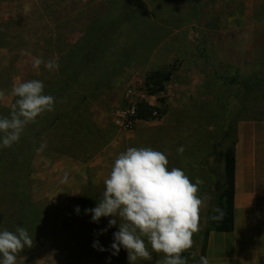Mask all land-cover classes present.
<instances>
[{
    "label": "rangeland",
    "instance_id": "rangeland-1",
    "mask_svg": "<svg viewBox=\"0 0 264 264\" xmlns=\"http://www.w3.org/2000/svg\"><path fill=\"white\" fill-rule=\"evenodd\" d=\"M244 27H254L257 44L244 63H229L221 46ZM37 57L58 70L34 69ZM28 80L42 81L55 102L18 143L0 147V231L24 227L33 239L16 264H130L123 246L118 255L111 248L119 218L92 222L85 211L129 147L165 153L169 170L203 181L201 199L212 194L186 252L199 264L213 207L228 213L213 189L225 178L219 157L234 150L240 123L264 121V0H0V117L17 99L13 84ZM131 97L155 110L130 131L116 120Z\"/></svg>",
    "mask_w": 264,
    "mask_h": 264
},
{
    "label": "clouds",
    "instance_id": "clouds-1",
    "mask_svg": "<svg viewBox=\"0 0 264 264\" xmlns=\"http://www.w3.org/2000/svg\"><path fill=\"white\" fill-rule=\"evenodd\" d=\"M41 65L49 71L59 68L55 59L34 58L33 68L39 69ZM43 92L44 84L39 80L13 84L10 95L17 99L11 104L10 116L0 117V147L18 143L29 123L54 109L55 98ZM3 95L0 92V97ZM46 147L44 140L36 151ZM183 151V147L178 149ZM168 164L161 151L129 147L115 159L97 206L85 210L92 214V222L98 223L101 217L119 218V230L114 233L111 248L113 255H118L123 246L130 264H136L138 259L151 260L152 252L164 254L157 264H189V259L181 254L193 245V235L199 231L200 209L207 197L201 199L198 194L201 179L193 183L182 169L169 170ZM67 180L66 173L62 182ZM76 211L79 213V206ZM212 211L216 213L211 217L213 221L223 219L220 207L214 206ZM116 224L117 219H111L108 226ZM32 246L33 239L24 227L18 226L15 232L0 231V264H16L18 253ZM93 247L106 250L99 241H94ZM190 255L195 259V253ZM199 264H209L207 257L200 256Z\"/></svg>",
    "mask_w": 264,
    "mask_h": 264
},
{
    "label": "crops",
    "instance_id": "crops-1",
    "mask_svg": "<svg viewBox=\"0 0 264 264\" xmlns=\"http://www.w3.org/2000/svg\"><path fill=\"white\" fill-rule=\"evenodd\" d=\"M227 35L221 46L223 55L229 56V63L238 60L239 64L244 63L247 50L257 44L254 27L233 29ZM234 151V194L230 216L224 213L227 218L222 227L210 231L203 256L207 257L209 264H264V121L240 123L239 141ZM228 157V153H223L217 168L214 165L217 170L224 166L225 178L215 183L213 189L216 193L220 187L222 206L229 213ZM211 195L204 200L201 210L211 209Z\"/></svg>",
    "mask_w": 264,
    "mask_h": 264
},
{
    "label": "trees",
    "instance_id": "trees-1",
    "mask_svg": "<svg viewBox=\"0 0 264 264\" xmlns=\"http://www.w3.org/2000/svg\"><path fill=\"white\" fill-rule=\"evenodd\" d=\"M154 110H155V108H152V107H150L148 105H145V104H140L139 105L138 119H140V120H149V119H151L153 117ZM10 153L11 152H9L8 155H11ZM5 161H6V159H5ZM234 172H235V151L232 150L229 153L228 163H227V176H228V180H229V189H228L227 195H228V203L230 205L229 213H226L227 217L230 216L229 214H230V211H231V208H232V205H233ZM227 217L223 216L222 220L215 221V223L213 225V228L210 231L220 229V227H222V225L224 224L225 218H227ZM210 231H209V233H210Z\"/></svg>",
    "mask_w": 264,
    "mask_h": 264
},
{
    "label": "built area",
    "instance_id": "built-area-1",
    "mask_svg": "<svg viewBox=\"0 0 264 264\" xmlns=\"http://www.w3.org/2000/svg\"><path fill=\"white\" fill-rule=\"evenodd\" d=\"M138 115L139 102L135 98L131 97L130 99H128V102L123 107V109H121L116 123L125 130H134L138 123Z\"/></svg>",
    "mask_w": 264,
    "mask_h": 264
},
{
    "label": "water",
    "instance_id": "water-1",
    "mask_svg": "<svg viewBox=\"0 0 264 264\" xmlns=\"http://www.w3.org/2000/svg\"><path fill=\"white\" fill-rule=\"evenodd\" d=\"M181 255H182V257H187L188 258V254L186 252L182 253Z\"/></svg>",
    "mask_w": 264,
    "mask_h": 264
}]
</instances>
